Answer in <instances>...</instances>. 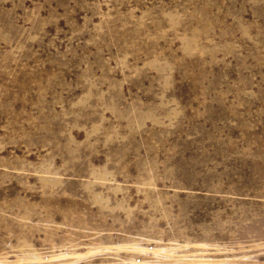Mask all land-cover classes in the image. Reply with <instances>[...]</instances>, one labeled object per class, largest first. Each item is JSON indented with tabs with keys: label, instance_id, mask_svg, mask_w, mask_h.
<instances>
[{
	"label": "rangeland",
	"instance_id": "1",
	"mask_svg": "<svg viewBox=\"0 0 264 264\" xmlns=\"http://www.w3.org/2000/svg\"><path fill=\"white\" fill-rule=\"evenodd\" d=\"M0 264H264V0H0Z\"/></svg>",
	"mask_w": 264,
	"mask_h": 264
}]
</instances>
